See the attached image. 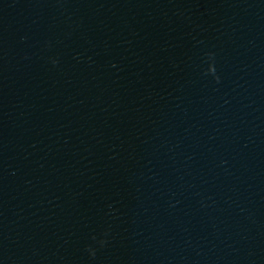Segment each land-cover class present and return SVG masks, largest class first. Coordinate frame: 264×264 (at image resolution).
Returning <instances> with one entry per match:
<instances>
[{
	"label": "water",
	"instance_id": "95a60500",
	"mask_svg": "<svg viewBox=\"0 0 264 264\" xmlns=\"http://www.w3.org/2000/svg\"><path fill=\"white\" fill-rule=\"evenodd\" d=\"M0 264H264V0H0Z\"/></svg>",
	"mask_w": 264,
	"mask_h": 264
},
{
	"label": "clouds",
	"instance_id": "9594fccd",
	"mask_svg": "<svg viewBox=\"0 0 264 264\" xmlns=\"http://www.w3.org/2000/svg\"><path fill=\"white\" fill-rule=\"evenodd\" d=\"M54 63H55V61H54ZM90 251H91V254L93 255V256H95V250L94 249H89Z\"/></svg>",
	"mask_w": 264,
	"mask_h": 264
}]
</instances>
